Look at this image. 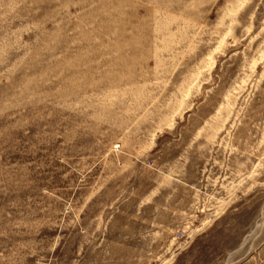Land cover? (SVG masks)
<instances>
[{"label":"rangeland","instance_id":"374dc122","mask_svg":"<svg viewBox=\"0 0 264 264\" xmlns=\"http://www.w3.org/2000/svg\"><path fill=\"white\" fill-rule=\"evenodd\" d=\"M0 264H264V0H0Z\"/></svg>","mask_w":264,"mask_h":264}]
</instances>
